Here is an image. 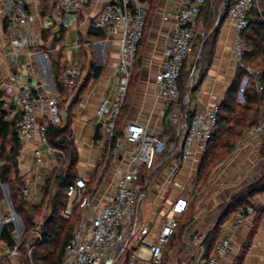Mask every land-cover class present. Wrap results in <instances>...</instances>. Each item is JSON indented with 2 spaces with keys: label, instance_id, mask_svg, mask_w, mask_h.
<instances>
[{
  "label": "built area",
  "instance_id": "obj_1",
  "mask_svg": "<svg viewBox=\"0 0 264 264\" xmlns=\"http://www.w3.org/2000/svg\"><path fill=\"white\" fill-rule=\"evenodd\" d=\"M89 1L57 0L54 8L58 15L66 17L67 28L81 18L82 10ZM206 3L207 0H183L176 11L163 16L164 22L171 26V34L165 49L162 69L156 75L155 83L158 97L169 105L179 100L180 79L184 66L192 53L196 37L204 35V31L199 27V18ZM258 4L259 0H235L228 14V19L237 32L236 67L246 72L238 92V102L241 105L246 103L250 88L254 87L257 92L263 91L258 81L259 72L244 64L246 46L241 37L249 25V14ZM0 5L7 10L8 30L16 32L10 41L16 61L29 62L27 70L37 78L35 85H31L25 80L23 71H13L4 81L0 102L3 103L2 109L5 113L6 110L10 111L14 117L19 118L17 131L23 144L19 162L27 159L24 147L34 143L32 153L35 169L41 172L48 166L44 149L49 148L53 155L57 153L48 143L49 127L51 124L58 126L63 122L51 74L45 65L48 53L37 49L38 37L27 27L31 13L26 1L0 0ZM148 19L149 9L145 0H103L101 12L93 19V26L105 37V42L98 45L108 47L113 42L119 45V86L116 100L110 103L109 99H106L99 106L98 115L108 117L107 136L110 151L124 150L129 161L111 200L103 208H98L95 204L96 187H90L83 177L69 183L63 217L69 219L77 211L80 221L65 249L61 264H163L166 249L190 207L189 200L178 199L172 208V216L167 218L160 231L153 232L151 227L144 226L142 201L158 161L168 151V143L161 136L150 132L147 125L139 123H129L123 136L116 138V121L128 93ZM62 47L59 43L54 50L61 51ZM81 79L82 71L77 64L67 67L62 73L63 86L70 94L78 88ZM219 109V106H214L194 112L183 139L179 163L189 160L196 152L205 154L213 130L218 124ZM6 115L5 121L9 118L7 113ZM179 120L180 116L175 112L169 117V122L173 125H177ZM243 136L244 140L253 138L261 144L264 143V101L255 123ZM105 160L103 159V162ZM2 167L3 163L0 162V169ZM195 185L196 181L194 187ZM1 189L4 200L0 216V261L19 264L25 228L13 207L8 185L2 183ZM22 192L30 200L31 186L25 184ZM254 213L253 209L238 212L231 223V231L215 244L210 257L203 264H222L234 251L235 233L244 227ZM6 227H12L9 236L13 246L2 239ZM36 232L39 234L38 230ZM198 245L199 242H196V246ZM32 249L33 247H28L29 257ZM189 264L198 262L193 259Z\"/></svg>",
  "mask_w": 264,
  "mask_h": 264
},
{
  "label": "crops",
  "instance_id": "obj_2",
  "mask_svg": "<svg viewBox=\"0 0 264 264\" xmlns=\"http://www.w3.org/2000/svg\"><path fill=\"white\" fill-rule=\"evenodd\" d=\"M25 1L31 13L27 27L38 37L37 49L48 53V61L45 65L51 74L63 121L67 119L71 105L77 103L72 111L71 131L79 152L78 177L88 181L90 187H96L95 204L98 208H103L111 200L118 180L125 172L126 163L129 161L124 150L110 151L107 136L108 117L98 115L99 106L106 99H109L110 103L116 100L119 86L117 77L119 45L116 42L108 47L98 45L105 42V37L93 26V19L101 12L103 0H90L83 8L81 18L67 28L66 17L58 15L55 11L57 0ZM182 1L145 0L149 9V22L132 71L135 78L128 97V112L119 126L121 133L119 137L123 136L129 123H139L147 125L150 132L161 136L171 145L167 160L158 161L145 191V198L142 201V222L144 226L151 227L153 232L160 231L167 218L172 216V208L177 200L181 198L189 200L192 204V212L189 214L192 222L182 233L172 238L166 249V252L169 251L168 259L166 260L164 255L163 264H189L193 259H196L198 264H203L210 254L204 241L215 228L220 216V207L228 203L233 194L254 180L253 173L249 172L250 167L255 165L251 158L256 154L254 143L257 140L251 138L240 148L237 147L232 156L211 176L209 184L200 189L197 188V174L204 155L196 152L189 160L179 163L188 123L182 121V105L179 100L169 105L158 97L155 78L162 69L165 49L171 34V26L164 22L163 16L176 11ZM6 18L7 10L0 5V92L2 93L4 81L13 71H23L25 80L31 85H35L37 81L36 75L27 70L26 66L29 62L18 63L15 59L10 41L16 32L8 30ZM61 30L64 32L62 37L61 34L58 35ZM57 35L59 41L56 42ZM236 39V29L227 18L219 26L212 62L204 81L194 94L191 106L186 102V107L193 112L214 106L220 107L225 102L238 76L235 60ZM59 43L63 46L62 50L55 51L54 48ZM203 51L204 46H201L196 59L195 72ZM59 55L63 57L59 59L63 69L61 71L64 72L67 67L76 64L82 71L78 88L73 94L68 93V96L59 93L53 75ZM96 70H101L98 77L93 76ZM174 112L180 116L177 125L169 122V117ZM6 113L9 120L17 118L10 111L6 110ZM175 134L176 142L170 144ZM34 145L30 143L24 147L27 159L20 162V175L25 184L31 186V202H38L42 198L41 187L44 178L59 160L55 157L58 152L53 155L49 148L44 149L48 166L37 172L32 153ZM103 159H106L105 162ZM145 201L150 203L147 217H145ZM254 201L258 207L264 208V194L256 196ZM234 217L235 215L231 216L225 223L216 243L231 231ZM196 242H199L198 246ZM234 245V251L222 261V264H264V215L258 218L255 211L244 227L235 233Z\"/></svg>",
  "mask_w": 264,
  "mask_h": 264
},
{
  "label": "trees",
  "instance_id": "obj_3",
  "mask_svg": "<svg viewBox=\"0 0 264 264\" xmlns=\"http://www.w3.org/2000/svg\"><path fill=\"white\" fill-rule=\"evenodd\" d=\"M234 2L235 0H207V3L202 9L199 18V27L204 31V35H198L196 37L192 49L193 51L197 47L204 46L201 59L198 61L196 67L198 81L192 89L194 92L191 93L192 90L188 91L189 93L187 92L185 101L179 96V103L182 105V121L187 122L188 125L191 123L194 112L186 107V102L190 103L191 106L194 94L199 90L204 81L207 70L212 62V56L219 36V26L228 18L229 10ZM216 23H218L217 27ZM63 33V30H61L58 35L61 34L60 37H62ZM58 35L55 37L56 42L59 41ZM241 37L246 46L243 57L244 64L246 67L259 72L258 81L261 83L263 91L257 92L254 87L250 88L246 95V103L244 105L239 104V87L246 72L238 69L236 82L229 91L225 102L219 107L218 124L213 130L212 139L204 154L202 165L197 174V188L199 189L209 184L213 171L232 155L246 129L255 123L261 112L264 101V0H259L258 6L249 14V25ZM143 41L139 47L138 55ZM60 58L63 57L61 55L58 56L53 75L59 93L62 96H68V92L63 86V71H61L63 69H61L59 63ZM186 65L187 63L184 66L180 79V95L181 91L184 90L182 85ZM137 66H139V63ZM100 71L96 70L93 76L98 77ZM131 85L132 77L125 102L116 121V138L121 135L119 126L128 112L129 105L127 101ZM1 96H3L2 92H0ZM76 104L74 102L68 109L69 115L61 125L56 126L51 124L49 127V146L57 152L63 153L65 157L61 163V167L58 169L55 168L46 176V180L41 187L43 200L40 203H31L22 192L25 182L20 175L19 157L23 144L17 131L19 118L5 121L4 119L7 115L2 109L3 103L0 102V162L3 163V167L0 169V216L1 201L4 198L1 189L2 183L7 184L9 187L13 207L24 224L26 235L37 227L38 219L43 215V210H49V214L42 224L43 241L35 247L36 249L32 251L31 257L27 255V252L22 247L20 264H61L65 255V249L79 224L80 214L77 211L69 219L63 217L67 206V187L69 183L78 178L79 152L71 131L73 123L72 111ZM174 142H176V134L171 138L170 144H174ZM170 146L168 144V151L160 160L161 162L167 160ZM260 194H264V172L258 179L233 194L229 202L220 207V216L215 228L207 235L204 241L207 252L210 253L208 255L209 257L216 241L221 235L223 226L231 216L236 215L238 212H247L250 209L257 212L258 218L264 215V208L258 207L254 201L255 197ZM191 212L192 204L190 203V207L183 216L175 235L182 233L192 222L189 217ZM11 229L12 227L5 228L2 239L10 246H13L14 243L9 236ZM42 247L46 248L44 249Z\"/></svg>",
  "mask_w": 264,
  "mask_h": 264
},
{
  "label": "rangeland",
  "instance_id": "obj_4",
  "mask_svg": "<svg viewBox=\"0 0 264 264\" xmlns=\"http://www.w3.org/2000/svg\"><path fill=\"white\" fill-rule=\"evenodd\" d=\"M217 24L216 23V27H217ZM199 55V47L195 48L188 61H187V65H186V68H185V74H184V79H183V85H182V88L184 89L183 91H181V95H180V98H182V100L186 99V95H187V92L192 90L194 88V86L197 84V81H198V73L195 72V63H196V59ZM254 70V69H253ZM257 71V70H256ZM134 77H135V74L132 73V84L134 82ZM132 86V85H131ZM189 93V92H188ZM183 95V96H182ZM182 96V97H181ZM128 102V101H127ZM180 102V101H179ZM181 104V103H180ZM61 108V106H60ZM61 116H62V112H61ZM247 130V129H246ZM245 133V132H244ZM244 136L241 137V139L239 140L237 147H241L244 145V143L247 141V140H244ZM254 148H255V152L256 154H254V157L251 158V160L255 163L254 166H251L250 167V172L249 173H253V179L256 180L258 179L262 173L264 172V143H259L256 141V143H254ZM232 156V155H230ZM55 157L59 160V164H57L53 169L49 170V172L47 173V175H49L51 173V171H53L55 168H59L61 167V163L62 161L64 160V154L61 153V152H58ZM221 165H219L212 173V175H214V173L219 169ZM258 169V170H257ZM260 171V172H259ZM255 173V174H254ZM257 173H260V174H257ZM46 175V176H47ZM246 175V174H245ZM46 176L44 178V182L46 180ZM256 176V177H255ZM252 180V179H251ZM252 180V182L254 181ZM251 182V183H252ZM55 192V191H54ZM41 195H42V198L40 201L38 202H31V200H29L31 203H40L42 200H43V193L41 192ZM4 197V195H3ZM4 200V198H3ZM3 200L1 201V204L3 203ZM146 205V214H145V217H147L148 215V212H149V208H150V203L148 202H144ZM49 214V210H43V215H41L40 219H38V224H37V227L33 230H31V232H29L27 235L24 234L23 236V242H22V246L21 248L23 247V249L27 252V255H28V247H33L32 251H35L34 249H36L35 247L38 246L42 241H43V235H42V224L44 222V220L47 218V215ZM38 230L39 231V234L35 231ZM42 248H46V247H42ZM23 250V251H24ZM45 251V250H44ZM48 251V250H46ZM22 252V250H21ZM168 254H169V251L166 252L165 254V257H166V260L168 259ZM29 256V255H28ZM164 257V258H165ZM19 264H20V259H19ZM0 264H9L8 262H4V261H1Z\"/></svg>",
  "mask_w": 264,
  "mask_h": 264
},
{
  "label": "water",
  "instance_id": "obj_5",
  "mask_svg": "<svg viewBox=\"0 0 264 264\" xmlns=\"http://www.w3.org/2000/svg\"><path fill=\"white\" fill-rule=\"evenodd\" d=\"M193 92H194V90L191 91V93H193ZM191 93H190V94H191ZM189 96H190V95H189Z\"/></svg>",
  "mask_w": 264,
  "mask_h": 264
}]
</instances>
